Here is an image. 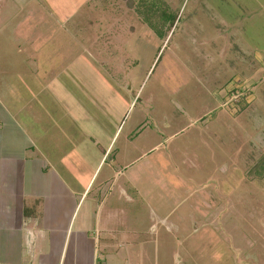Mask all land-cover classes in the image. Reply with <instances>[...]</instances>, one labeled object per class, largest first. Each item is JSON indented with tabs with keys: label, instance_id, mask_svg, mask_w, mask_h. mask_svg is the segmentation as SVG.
<instances>
[{
	"label": "rangeland",
	"instance_id": "374dc122",
	"mask_svg": "<svg viewBox=\"0 0 264 264\" xmlns=\"http://www.w3.org/2000/svg\"><path fill=\"white\" fill-rule=\"evenodd\" d=\"M57 1L0 0L5 21L17 13L21 18L20 11L29 7L38 18L39 4L57 18L51 20L53 27L34 24L38 29L26 43L22 34L5 38L8 44L3 38L8 35L0 37V66L16 60V74L31 76L19 83L10 73L8 84L18 93L26 86L33 99L25 105L33 109L50 101L46 87L56 91L58 85L57 93L79 106V136L96 126L105 139L112 137L122 121L113 155L129 147L126 140L133 131L141 132L128 154L137 157L138 165L145 163V190L128 204L130 214L143 215L145 238L151 242L159 236L160 264H264V52L238 50V41L224 35L228 32L217 18L224 14L229 23L246 28L247 22L259 23L251 17L252 5ZM63 2L73 12L58 24ZM225 36L228 45H223ZM40 42L45 48H37ZM40 59L44 66L37 64ZM111 101L114 106L108 107ZM49 103L52 109L62 105ZM46 117L42 120L51 125L63 120L59 110L52 122ZM148 246L143 261L134 257L131 264H155V247Z\"/></svg>",
	"mask_w": 264,
	"mask_h": 264
},
{
	"label": "crops",
	"instance_id": "0c3cea01",
	"mask_svg": "<svg viewBox=\"0 0 264 264\" xmlns=\"http://www.w3.org/2000/svg\"><path fill=\"white\" fill-rule=\"evenodd\" d=\"M231 1L251 4V17L259 23L247 22L246 28L241 29L238 22L231 24L224 14H217L221 19L219 26L228 32L224 35L233 36L229 38L238 41L236 48L240 51L264 52V34L258 30L264 27L258 19H264V0ZM39 5L42 8L38 10V18L30 7L20 11V20L17 13L11 21H5L0 11V37L8 35L3 37L7 43L5 38L11 41L12 36L22 34L26 43L27 36L38 29L34 24L53 27L51 20L57 18ZM244 5L247 8L248 5ZM58 7L64 9V12L55 9L63 12L58 24H65L70 20L66 16L73 11L64 2ZM8 14L11 12L6 11L7 17ZM238 28L241 30L237 31ZM227 42L224 40L223 45H228ZM36 46L45 48V43ZM47 60L51 61L50 58ZM76 61H67V68L74 66ZM41 62L42 59L37 64ZM14 64L16 60L4 63V68L0 66V264H131L134 257L143 261L150 253L148 244L151 243L155 247L151 257L155 264H160L159 236L151 242L145 238L141 225L143 215L130 214L128 204L142 196L145 190V163L140 166L137 157L129 156L134 149L130 144L141 132L133 131L126 140L129 147L120 148L113 155L112 145L122 121L112 137L105 139L104 130L96 126L93 132L85 128L86 133L82 130V136H79L80 126L75 122V115L79 119V106L75 101L69 102L70 96L59 94L57 85L56 91L46 87L50 90L51 104H62L61 107L54 106L57 110L47 107L50 101L47 105L40 104L47 110L40 106L27 107L25 103L33 99L32 92L23 86V92L18 93L6 77L12 73L11 80L19 78V83H27L26 78L31 76L25 72L16 74ZM47 64L49 69L52 68ZM62 98L65 105L58 100ZM106 103L108 107L114 106L112 101ZM58 110L63 117H60L63 119L60 124L51 125L42 120L46 115H51L46 117L51 119ZM86 120L92 124L91 118ZM60 125L66 127L63 129ZM226 152L224 149L223 154ZM147 164L152 165L149 161ZM131 207L136 209L138 205ZM133 248H136L135 253ZM166 253L170 255L171 252Z\"/></svg>",
	"mask_w": 264,
	"mask_h": 264
}]
</instances>
